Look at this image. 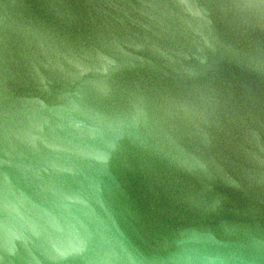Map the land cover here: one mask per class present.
Wrapping results in <instances>:
<instances>
[{
  "label": "water",
  "instance_id": "95a60500",
  "mask_svg": "<svg viewBox=\"0 0 264 264\" xmlns=\"http://www.w3.org/2000/svg\"><path fill=\"white\" fill-rule=\"evenodd\" d=\"M0 264H264V0H0Z\"/></svg>",
  "mask_w": 264,
  "mask_h": 264
}]
</instances>
